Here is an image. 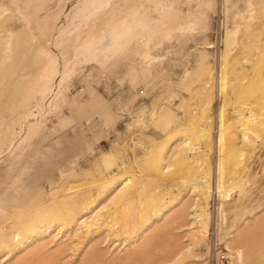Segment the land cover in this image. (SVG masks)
<instances>
[{"label": "rangeland", "instance_id": "1", "mask_svg": "<svg viewBox=\"0 0 264 264\" xmlns=\"http://www.w3.org/2000/svg\"><path fill=\"white\" fill-rule=\"evenodd\" d=\"M0 264H264V0H0Z\"/></svg>", "mask_w": 264, "mask_h": 264}, {"label": "bare ground", "instance_id": "2", "mask_svg": "<svg viewBox=\"0 0 264 264\" xmlns=\"http://www.w3.org/2000/svg\"><path fill=\"white\" fill-rule=\"evenodd\" d=\"M248 120H249V122L251 123V122H253L250 118H248ZM223 137L222 136H220V138H219V140H218V146L219 147H221L222 145H224V143L225 142H223ZM222 142H223V144H222ZM86 209H88L87 207H86ZM90 209V208H89ZM31 231H32V228H31ZM34 231V230H33ZM30 233V232H29ZM34 233H35V231H34Z\"/></svg>", "mask_w": 264, "mask_h": 264}]
</instances>
